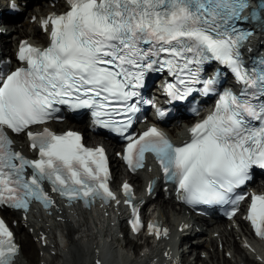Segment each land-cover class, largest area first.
Masks as SVG:
<instances>
[{
    "label": "snow or ice",
    "instance_id": "snow-or-ice-1",
    "mask_svg": "<svg viewBox=\"0 0 264 264\" xmlns=\"http://www.w3.org/2000/svg\"><path fill=\"white\" fill-rule=\"evenodd\" d=\"M68 10L43 20L50 43L39 48L22 42L17 59L22 66L0 69V206L27 210L32 201L50 207L45 190L68 201L116 199L109 187L108 158L102 147L88 148L79 133L57 134L46 124L66 107L90 110L93 125L118 133L128 141L123 160L135 171L146 153L154 155L164 177L189 205L238 204L233 193L264 170V59L247 67L240 49L250 33L237 26L247 0H66ZM264 9V0H258ZM15 8V3L10 5ZM251 18L259 19L257 10ZM225 66L241 85L238 93H219L214 110L190 129V139L172 143L156 127L138 138L125 136L132 126L141 89L151 73L167 72L169 101L193 93L216 91L215 75L203 78L212 64ZM196 85H200L199 88ZM160 117L165 111L157 109ZM25 133L37 158L13 148L8 135ZM124 203L138 210L125 183ZM235 214V209L230 215ZM248 219L264 239V194H253ZM149 230L156 228L149 225ZM167 235V230H164ZM13 233L0 219V264H13L17 253Z\"/></svg>",
    "mask_w": 264,
    "mask_h": 264
},
{
    "label": "bare ground",
    "instance_id": "bare-ground-1",
    "mask_svg": "<svg viewBox=\"0 0 264 264\" xmlns=\"http://www.w3.org/2000/svg\"><path fill=\"white\" fill-rule=\"evenodd\" d=\"M4 2L5 0H0V13L2 12V14H0V20L6 17L3 13L6 8ZM30 11L31 22L28 23V26L30 27L29 31L27 28L28 26H25V23L21 29L16 27L13 31L9 28L15 24L14 22L8 21L4 26L5 28H3V30L5 32L3 33H5L6 36L2 37L1 40L4 41L6 48H10L14 42L13 36L8 37V34H6L8 30H10L9 34L17 31V35H20L19 38L15 35V39H18L16 41L17 44L21 37L29 38L30 40H33L34 38L44 39L43 32H41L42 29L39 26L38 21L34 20L33 15H44L48 10L45 9L44 11L37 12L34 10V7H31ZM262 27L264 28V24ZM260 34L264 35V32H260ZM21 35H24L25 37ZM4 52L5 55H9L6 50H4ZM155 86L157 85L155 84ZM60 127L63 128L60 130H64L69 126L64 123L60 125ZM20 139L23 138L21 137ZM17 146L20 149L29 150V145L27 143L19 141L17 142ZM113 156H115V154H113ZM116 162L117 165H119L120 162L118 159H116ZM119 168L121 170L122 166L119 165ZM152 175L154 177L157 176L155 171L152 172ZM150 178L151 176L147 178V174L143 171L132 176V179H135V181L138 182V189L144 188L145 183L150 180ZM159 193L163 196L161 189H158V194ZM152 199H154V197ZM150 201L151 200L144 205L146 206ZM158 201L159 203L156 206V209L158 208L160 212H156L158 213L159 220L163 222L164 230H167V235L172 236L177 228L188 230L189 233L194 235L201 234L200 239L196 238L191 241L197 242L194 248L201 245L210 250L209 260H211L212 263L241 264L244 262L245 264H264L263 260L259 257V254L253 253L254 247L249 240L245 238L236 227L232 225V223L226 224V226L222 228L221 225H213L208 221L204 222L203 219L188 221L184 219V213L182 212V209L178 208L174 203L173 197L168 200L162 198V200L159 199ZM143 202V196L140 195L139 203ZM54 209H58V211L51 214L49 212H45L44 214L32 212L25 218L18 214H11L12 217L10 219L12 221L17 220L15 227L17 229V236L19 235L20 237L22 235L20 230H23V232L27 230L26 232L29 233V235L27 234L28 237L21 238V240L19 239L21 242V250L18 255V264H145L143 261L137 263L126 261V256L116 251V248L114 247L116 241H110L107 239V237L111 236L109 232L113 230V227L107 225L108 220H111V218L103 213V209L95 207L94 212H98L102 217L99 218L98 221L88 211H81L78 208L68 209L61 202H57ZM174 210L175 212H173ZM124 215L125 211L120 214V218ZM103 221H106V223ZM101 223L104 224L101 226ZM122 224H125V219ZM204 225H207V227H204ZM241 226L244 229L245 234H248L245 222L241 221ZM101 229L102 231H100ZM216 232H219V234H215ZM58 233L63 234V237L67 239L62 254L55 252V248L58 247ZM206 234L208 235L206 236ZM114 237L117 238L113 233L111 238L114 239ZM137 237L140 236L137 234ZM187 237H190V235ZM31 239H33V243ZM127 241L136 244L138 240L127 235ZM215 241L217 246L222 243V250L226 252L227 257L231 260L224 258L222 260L223 263H221V261L219 262L220 252L219 250L214 249L215 245L213 246ZM145 244L148 247H151V251L146 253V258L144 259L147 260V263L150 261L155 262L156 260L158 262L160 260L159 264H169L175 258L181 259L183 257L188 264H195L192 262V260L194 261L196 259L192 257V251L183 248L181 254L180 247H182L184 242H181L180 244L175 242L173 244L170 239H161L151 245L152 242L149 239H146ZM35 247H38L40 250V257L38 258L35 256ZM176 249L177 252L175 251ZM198 251L196 257L200 258L204 253L201 250ZM22 255H24V257ZM25 257L28 259V263L25 262L27 260ZM204 257L206 256L204 255ZM191 258L192 260H190Z\"/></svg>",
    "mask_w": 264,
    "mask_h": 264
},
{
    "label": "rangeland",
    "instance_id": "rangeland-1",
    "mask_svg": "<svg viewBox=\"0 0 264 264\" xmlns=\"http://www.w3.org/2000/svg\"><path fill=\"white\" fill-rule=\"evenodd\" d=\"M40 7V9H43L42 7H44V8H46L47 10H49L51 7H50V5H48V6H44V5H41V6H39ZM38 7V8H39ZM37 8H35L34 7V10H36ZM30 13H31V11H30V8L29 9H27L26 10V12L24 13V15H23V18H22V20H20V23H16V22H14L15 24H13V26H11V28H9L10 30H12L13 31V29L14 28H16V27H18L19 29H21L22 27H23V25H24V23H25V26L27 25L28 26V23H30L31 21V17H30ZM5 22V21H4ZM4 22H2V21H0V23H4ZM2 27L3 28H5L3 25H2ZM28 28V31H29V26L27 27ZM7 29V28H6ZM10 30H8V31H10ZM11 31V32H12ZM18 33H17V31H15L14 33L12 32V33H10L9 35H8V37H10V36H13V38L15 39V35H17ZM4 36H6V35H3V37ZM19 36L20 35H17V38H19ZM21 36H24V35H21ZM27 36H29V35H27ZM25 37V36H24ZM21 38H23V37H21ZM13 39V40H14ZM18 39H15V42L17 41ZM14 43V42H13ZM67 126H70V125H67ZM60 129H63V128H60ZM86 131V130H85ZM87 132V131H86ZM115 162H114V166H116V168H119V165L121 166V164L119 163V165H117V162H116V160H114ZM162 195L160 194V195H158L157 196V198L152 202V207L153 206H157L158 205V203H159V199H161L162 200ZM146 210H147V208H146ZM150 211H151V208L150 209H148V214L150 213ZM156 211L157 212H160V210H158V208L156 209ZM155 211V212H156ZM173 212H175V210L173 211ZM171 214H172V211H171ZM93 216H94V218H96L97 219V221H98V219L99 218H101V215H99V213L98 214H93ZM166 219H167V217H166ZM104 223H101V226L103 225ZM226 222L224 223V222H222L221 224H219V225H221L223 228L226 226ZM236 227H237V230L245 237L246 236V234H245V231H244V229L242 228V226H241V223L239 222V221H237L236 222ZM19 231V230H18ZM27 230H25L24 232H23V230H20V232L22 233V235L19 237V235H18V237H19V239L21 240V238L23 239V238H26V237H28V235H29V233H27L26 232ZM19 233V232H18ZM219 234V232H216L215 234ZM28 234V235H27ZM122 234H124V232H123V226H117V231H116V233H115V235L116 236H118V237H120V242H116L115 244H114V247L116 248V251L117 252H120V254H124L125 256H126V258L127 257H131V260H133V262L134 263H137V262H141V261H143V262H145V264H149V262L147 263V260H144L145 258H146V253H148L150 250H151V247H148L145 243L142 245V242L144 241L143 240V237L142 238H140V237H137L136 238V236H132V237H134L135 239H137L138 241H137V243L136 244H134V243H129L128 241H127V235H125L124 234V237L122 238ZM208 234H206V236H207ZM205 236V235H204ZM203 236V237H204ZM216 237V236H215ZM107 239L108 240H110V236L109 237H107ZM234 239V238H233ZM31 241H32V243L34 242L33 241V239H31ZM152 242V241H151ZM34 245V244H33ZM151 245H153V242H152V244ZM215 245V246H214ZM35 246V245H34ZM213 246L215 247L214 249H217V250H219V252H220V258H219V262L221 261V263H223V259L224 258H226V259H229V260H231L230 258H228L227 257V255H226V252L224 251V250H222V243L219 245V246H217V243H216V241H215V243L213 244ZM200 248H202V249H204L205 250V252H204V254H202L201 256H200V258H197L196 257V259L193 261L192 260V258L190 259V260H192L193 261V263H195V264H207V263H210V264H214V262L212 263V261L211 260H209V255H210V253H209V249H207V247H205V246H201ZM55 250L56 251H59L61 254H62V251H60V250H58V248H55ZM40 250H39V248L37 247H35V256H36V258H38V257H40ZM199 252V251H198ZM197 252V253H198ZM204 255L206 256V257H204ZM23 257H24V255H22ZM26 258V257H25ZM183 258V257H182ZM27 259V258H26ZM38 261V260H37ZM198 261V262H197ZM26 263H28V259L25 261ZM57 262V261H56ZM241 264H245L244 262H242Z\"/></svg>",
    "mask_w": 264,
    "mask_h": 264
}]
</instances>
